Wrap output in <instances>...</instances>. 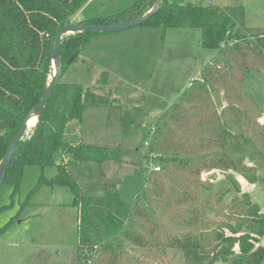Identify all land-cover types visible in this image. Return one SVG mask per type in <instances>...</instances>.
Masks as SVG:
<instances>
[{"label": "trees", "instance_id": "obj_1", "mask_svg": "<svg viewBox=\"0 0 264 264\" xmlns=\"http://www.w3.org/2000/svg\"><path fill=\"white\" fill-rule=\"evenodd\" d=\"M90 0H0V162L51 77V53L57 31ZM155 0H134L119 16L77 25L115 26L145 16ZM76 24V22H75ZM142 24L199 32V44L216 55L197 78L159 116L144 144L152 155L144 187L130 204L115 186L100 197H84L70 165L103 164L119 159L118 148L67 140L66 126L80 121L84 103L105 105L79 84L54 86L40 116L26 131L11 158L3 183L15 191L27 166H56V175L37 187H68L78 210L75 264H157L155 253L180 251L184 264H260L264 259V213L248 195L230 206L231 220L215 223L220 212L208 197L203 172L240 174L264 159L262 110L243 92V75L264 70V29L249 27L239 6L178 5L161 0ZM91 33L61 39L62 65L76 57ZM125 126V125H124ZM123 127V126H122ZM63 157L67 160L63 161ZM246 159L251 166L245 164ZM257 161V160H256ZM158 170L155 171L154 169ZM225 180L236 193L239 187ZM237 187V188H236ZM236 188V189H235ZM235 220L234 222H232ZM239 256L238 260L233 259ZM241 257V258H240Z\"/></svg>", "mask_w": 264, "mask_h": 264}, {"label": "rangeland", "instance_id": "obj_2", "mask_svg": "<svg viewBox=\"0 0 264 264\" xmlns=\"http://www.w3.org/2000/svg\"><path fill=\"white\" fill-rule=\"evenodd\" d=\"M133 1L90 0L70 25L117 17ZM168 2L219 8L239 6L249 27L264 29V0ZM215 55V50L200 46L198 31L170 29L163 32L148 24L113 33H91L70 63L72 55H69L62 65L59 83L79 84L85 93L98 96L105 105L84 103L80 121L67 124L66 139L76 138L94 147L118 148L119 157L115 162L69 166L82 196L100 197L106 188L115 186L120 199L125 204L131 203L144 187L147 162H152V155L144 144L151 128ZM54 72L51 63V76ZM243 81V92L262 110L263 118L259 123L264 124V70L245 72ZM259 149L264 158V147ZM66 160L63 157V161ZM256 160L253 161L256 168L246 173L248 180L256 178L254 185L240 174L227 171L211 170L201 174L209 188L202 195L220 212L219 217H212L211 221L231 220L227 208L244 195L264 213V159ZM245 164L251 166L248 159ZM56 172V166L43 169L27 166L16 191L11 183L0 186V264H75L78 210L73 204L72 192L68 187L57 185L37 187L41 176L50 181ZM228 176L237 183L239 193L225 180ZM155 256L157 264H184L182 253L174 249L155 253ZM238 257L233 259L238 260ZM260 264H264V259Z\"/></svg>", "mask_w": 264, "mask_h": 264}, {"label": "water", "instance_id": "obj_3", "mask_svg": "<svg viewBox=\"0 0 264 264\" xmlns=\"http://www.w3.org/2000/svg\"><path fill=\"white\" fill-rule=\"evenodd\" d=\"M161 4V0H155V5L153 9L148 12L145 16L134 20L132 22H125L119 25L115 26H95V25H66L62 26L56 33L54 43H53V49L51 53V63H53L55 67V72L53 76L50 78V82L47 85L42 97L38 101V103L30 110V112L25 117L23 123L16 131L15 135L13 136L11 142L9 143V146L0 162V186L3 181V178L5 176V173L9 167L11 158L15 152V149L17 148L19 142L21 141L22 137L26 133L28 128V123L31 120V118L35 117L37 118L42 113L44 107L46 106L50 94L58 82L61 72H62V60L60 57V48H61V39L63 36L69 35V34H75V33H113V32H119L123 31L125 29H128L132 26H136L139 24H142L145 22L149 17L158 9V7ZM74 56H72L68 63H70L73 60Z\"/></svg>", "mask_w": 264, "mask_h": 264}, {"label": "bare ground", "instance_id": "obj_4", "mask_svg": "<svg viewBox=\"0 0 264 264\" xmlns=\"http://www.w3.org/2000/svg\"><path fill=\"white\" fill-rule=\"evenodd\" d=\"M35 121H36V118L35 117L31 118V120L28 123V128H30Z\"/></svg>", "mask_w": 264, "mask_h": 264}, {"label": "built area", "instance_id": "obj_5", "mask_svg": "<svg viewBox=\"0 0 264 264\" xmlns=\"http://www.w3.org/2000/svg\"><path fill=\"white\" fill-rule=\"evenodd\" d=\"M155 171H157L158 169L156 168V169H154Z\"/></svg>", "mask_w": 264, "mask_h": 264}, {"label": "crops", "instance_id": "obj_6", "mask_svg": "<svg viewBox=\"0 0 264 264\" xmlns=\"http://www.w3.org/2000/svg\"><path fill=\"white\" fill-rule=\"evenodd\" d=\"M79 22H81V21H79ZM79 22H76V24L79 23Z\"/></svg>", "mask_w": 264, "mask_h": 264}]
</instances>
